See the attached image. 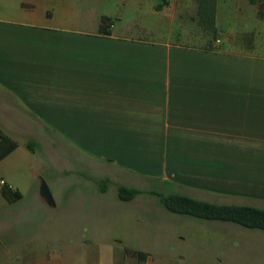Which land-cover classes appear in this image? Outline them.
<instances>
[{"label": "crops", "instance_id": "crops-1", "mask_svg": "<svg viewBox=\"0 0 264 264\" xmlns=\"http://www.w3.org/2000/svg\"><path fill=\"white\" fill-rule=\"evenodd\" d=\"M260 2L217 0L218 34L221 15L229 13L264 28ZM162 3L154 6L159 13L170 0ZM194 6L198 17V0ZM172 8L174 15L178 3ZM114 29L100 31L96 13L72 0H0V130L18 143L0 159V180L20 190L4 165L8 158L63 147L68 162L84 158L108 168L114 180L121 173L132 176L130 183L156 180L220 198L264 199V49L246 39L251 32L226 49L220 37L211 47L196 32H181L182 41L170 32L144 36L146 27L140 35ZM6 200L0 264L177 263L115 238L94 244L60 229L58 216L37 224L23 215L32 203ZM138 252L147 253L145 261Z\"/></svg>", "mask_w": 264, "mask_h": 264}, {"label": "rangeland", "instance_id": "rangeland-1", "mask_svg": "<svg viewBox=\"0 0 264 264\" xmlns=\"http://www.w3.org/2000/svg\"><path fill=\"white\" fill-rule=\"evenodd\" d=\"M72 1L77 9L95 12L100 24L104 16L111 18L115 31L140 35L142 27H146L150 32L144 36L167 38L170 32L174 40L182 41L186 39V35L180 33L190 31L189 33L196 32L199 36L203 34L205 39L200 42L211 47L218 45L217 38L220 37L221 44L226 49L238 48L234 43L238 44L243 32L247 31L251 34L246 39H257V48L264 49V28L260 21H238L236 15L224 14L221 15L223 23L220 20L222 33L218 34V30L214 33L208 27L204 29L197 23L198 18L193 16L196 0H192L193 7L191 0H188L186 8H183V0H170V6L165 7V11L161 13L154 6L163 0ZM175 2L178 3V8L176 14L172 15ZM52 5L58 6L54 3ZM191 16L194 18L191 19ZM205 30L207 33H204ZM64 151L63 147L52 153L36 151V155L29 158L20 150L4 164L12 184L23 193L22 203L33 204L23 207L29 210L23 215L38 220L37 224L47 216H58L56 224L60 229L72 231L79 237L92 240L94 244L100 241L111 242L114 238L127 246L140 244L153 253L156 261L172 258L177 260L173 264H264V230L170 212L149 191L156 190L165 195L178 192L220 203H252L258 207L264 206V199L238 196L220 198L200 191L179 189L156 180L130 183L132 176L123 177L121 173L114 180L112 175L105 174L109 171L108 168L101 169L102 166L91 165L84 158L73 156L72 161L68 162L67 157H62ZM64 168L69 172H64ZM112 171L114 172L113 169ZM3 175L0 171V177ZM43 181L48 184L54 199L60 203L70 202V205L66 208H53L47 203L39 202L43 199L40 193ZM105 182L107 190L103 191L101 185ZM120 185L134 186L142 192L133 200L124 201L118 197ZM1 190L2 188L0 203L3 202L6 206L0 209L9 208Z\"/></svg>", "mask_w": 264, "mask_h": 264}, {"label": "trees", "instance_id": "trees-1", "mask_svg": "<svg viewBox=\"0 0 264 264\" xmlns=\"http://www.w3.org/2000/svg\"><path fill=\"white\" fill-rule=\"evenodd\" d=\"M254 3L259 0H252ZM260 16H264V0H260ZM216 2L217 0H198V22L216 33ZM162 4H158L156 8H161ZM113 20L104 16L100 24V31L109 33V29L113 27ZM18 143L7 136L0 130V159L10 154L16 149ZM102 190H107V183H103ZM2 194L10 201H16L23 197V193L19 189H12L5 186L2 188ZM142 192L141 189L120 185L118 187V197L124 201L133 200ZM156 195L161 204L170 212L177 214L190 215L196 218H202L214 221L233 222L246 228L264 230V207H258L249 204H226L216 203L203 200L191 196L189 194L173 192L163 194L156 190L149 191ZM142 261L146 260L147 253L138 252Z\"/></svg>", "mask_w": 264, "mask_h": 264}, {"label": "water", "instance_id": "water-1", "mask_svg": "<svg viewBox=\"0 0 264 264\" xmlns=\"http://www.w3.org/2000/svg\"><path fill=\"white\" fill-rule=\"evenodd\" d=\"M41 196L50 204H54V198L48 184L43 181L40 187Z\"/></svg>", "mask_w": 264, "mask_h": 264}, {"label": "built area", "instance_id": "built-area-1", "mask_svg": "<svg viewBox=\"0 0 264 264\" xmlns=\"http://www.w3.org/2000/svg\"><path fill=\"white\" fill-rule=\"evenodd\" d=\"M5 186H7V185H6V181H5L4 179H1V180H0V188H3V187H5Z\"/></svg>", "mask_w": 264, "mask_h": 264}]
</instances>
